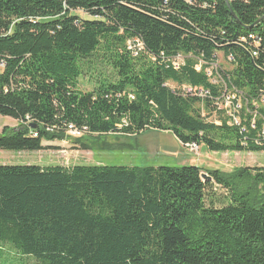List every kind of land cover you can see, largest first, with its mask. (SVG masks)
<instances>
[{"label":"trees","instance_id":"trees-1","mask_svg":"<svg viewBox=\"0 0 264 264\" xmlns=\"http://www.w3.org/2000/svg\"><path fill=\"white\" fill-rule=\"evenodd\" d=\"M218 53L232 68L213 82ZM0 115L19 121L0 150H43L73 125L264 151V0H0ZM206 173L1 164L0 264H23L8 247L36 264H264V167Z\"/></svg>","mask_w":264,"mask_h":264},{"label":"rangeland","instance_id":"rangeland-1","mask_svg":"<svg viewBox=\"0 0 264 264\" xmlns=\"http://www.w3.org/2000/svg\"><path fill=\"white\" fill-rule=\"evenodd\" d=\"M83 18L89 15L76 12ZM217 65L224 69H231L229 59L218 53ZM109 69V68H108ZM88 79L81 82V88H91ZM83 81V79H81ZM213 118L217 113L212 111ZM19 121L9 116L0 115V134L5 126L16 127ZM74 137L65 141H44L47 146L43 150H0L1 164H34L40 166L76 164L86 165H126V166H180L197 165L203 173L209 170L232 172L242 167H264V151L256 152H215L201 144L199 150H193L183 145L169 131L149 129L136 135L108 134L101 138L97 135L87 134L82 142L90 145L92 149H83L80 144H74ZM207 174V173H206ZM211 192L217 204H220L227 195L225 189L214 184ZM9 256L21 261L23 264H36L33 258L20 255L15 249L8 247Z\"/></svg>","mask_w":264,"mask_h":264},{"label":"built area","instance_id":"built-area-1","mask_svg":"<svg viewBox=\"0 0 264 264\" xmlns=\"http://www.w3.org/2000/svg\"><path fill=\"white\" fill-rule=\"evenodd\" d=\"M127 46H128V49H130L134 55H138L139 51L143 50V43L139 39H129L127 41ZM183 59H184L183 55H178L174 58L173 63L178 66L181 62H183ZM203 63H204L203 61H200V64L197 68L200 69L201 64ZM207 73L212 78H218L219 66L217 65V63H213L211 66H209L207 68ZM188 91L193 92V89H188ZM199 92H200L199 95L201 96H204L206 94L203 90H199ZM231 98H232L231 96L226 98L227 99L226 104H225L226 108L230 105ZM236 122L239 123L238 120H236ZM66 132H67V135L72 136V137H82L89 133L87 129H80L75 126H66ZM34 136H37V133H34ZM185 146H188L191 149L197 150V151L199 150V147H200L196 143H189V144H186Z\"/></svg>","mask_w":264,"mask_h":264},{"label":"bare ground","instance_id":"bare-ground-1","mask_svg":"<svg viewBox=\"0 0 264 264\" xmlns=\"http://www.w3.org/2000/svg\"><path fill=\"white\" fill-rule=\"evenodd\" d=\"M220 78H221V75L218 74V78H213V82H217V81H220ZM69 126H73V125H69Z\"/></svg>","mask_w":264,"mask_h":264},{"label":"water","instance_id":"water-1","mask_svg":"<svg viewBox=\"0 0 264 264\" xmlns=\"http://www.w3.org/2000/svg\"><path fill=\"white\" fill-rule=\"evenodd\" d=\"M203 178H207V177H209V175H207L206 173H203Z\"/></svg>","mask_w":264,"mask_h":264}]
</instances>
